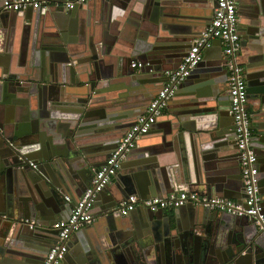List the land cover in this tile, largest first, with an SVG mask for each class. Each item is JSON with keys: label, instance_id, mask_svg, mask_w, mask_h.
Segmentation results:
<instances>
[{"label": "water", "instance_id": "water-1", "mask_svg": "<svg viewBox=\"0 0 264 264\" xmlns=\"http://www.w3.org/2000/svg\"><path fill=\"white\" fill-rule=\"evenodd\" d=\"M50 1L52 3L48 7H29L25 13H22L23 10L8 11L14 15L12 24L9 28H0V264H43L48 251L58 239L59 230L52 225L69 218L73 204L83 196L99 167L106 162L129 128H122L128 125L127 121L118 123L117 127L123 131L118 134V140H112V145L98 147L99 143L92 139L89 141H93V144L89 147L85 145L88 140L85 137L88 134L86 129L91 125H96L95 128L98 126L97 121L90 125L86 118L94 117L96 111H89L81 122L75 117L71 127L69 124L59 125L63 129L47 121V99H58L60 83L76 84L70 90L82 97L87 96L86 100L90 96L93 100L100 96L108 109L124 99L122 94L101 96L109 91L101 90L107 83L106 78L109 76L112 79L114 74L109 75L101 67L96 51L98 45L105 50L109 47L105 42L95 40L96 35L90 32L88 21H83L81 26L76 25L72 12L77 5L73 9H66L64 0ZM114 1L107 0L105 3V14L109 12L112 17L116 15ZM128 1L129 5L123 8L125 12L134 7V0ZM2 2L0 0V5ZM215 3L217 5L216 0ZM20 14L24 16L21 20L30 21L33 18L34 24L32 22V26H28L30 21L24 26V30L29 32L23 38L18 54H14L13 38L18 26L16 16ZM152 26L158 27L156 23H152ZM78 27L80 34L88 38L83 47L70 42L71 31L77 32ZM152 31L157 32L156 29ZM248 39L259 38L244 36L242 46L245 44L243 41L248 42ZM139 41L142 40L135 42L133 51H137L136 57L141 66L136 72L132 66L134 60L129 58L126 64L128 68L124 71L126 77L121 79L127 80L130 86L140 82L153 83L151 80L159 76L166 83L169 77L167 71L179 66L191 46L187 38L179 39L181 50L176 54L179 60L171 65L162 60L166 53L153 51V48L140 45ZM41 52V59L45 63L39 61ZM222 56L219 63L210 69L212 72L204 74L202 78L208 80L218 75L217 71L224 68ZM156 62L160 64L155 65ZM202 64L201 61L197 67ZM197 67L179 85L168 102V110L172 100L186 90L183 87L190 76L198 71ZM258 73L255 79L247 74L248 94L250 97L260 95V102L264 103V70ZM212 79L209 82L215 87L210 95H203L204 91L193 93L191 97H182L185 102L179 110L170 109L169 112L173 111L175 116L161 132L165 135L157 143L160 146L146 149L151 150L153 157L149 152L146 160L139 159L135 163L136 169L132 170L135 177L130 190L128 187L129 191L135 189L140 195L160 197H166L176 190L209 196L222 192L221 195L225 197L242 200L243 195L230 194L233 189L242 191L240 185L227 186L226 182L205 176L202 166L198 164L202 158L204 166L209 168L215 161H220L219 156L221 160L227 157L224 160L239 162L234 119L225 108V100L230 101L231 97ZM162 88L155 93L158 94ZM130 89L134 90V87ZM140 114L138 111L137 116ZM110 116L109 112L105 113V118ZM204 119L212 120L209 126L205 125ZM77 122L80 124L77 125ZM97 129L101 128L93 131ZM252 140L261 164L259 169L262 174L259 175L264 177V133H255ZM139 143L138 139L129 153L136 152ZM163 145L170 147L168 151L175 150L180 155L179 170L175 171L169 162L161 159ZM197 145L199 149L196 151ZM102 157L105 158L104 162H101ZM32 162L37 165L34 166ZM105 189L99 192L97 201L106 194ZM69 194L75 196L71 195V201L66 199ZM119 203L114 201L107 204L100 213L117 222L112 228V246L99 245L97 241L86 243L82 233L89 228L86 227L88 225L83 226L71 233L72 241H68V250L61 264H264V233H260L253 220L246 216L221 213L188 203L173 209L176 210L173 216L161 219L164 209L155 211L142 207L146 211L140 212L142 215L138 226L128 218L141 207L128 215H121L115 209ZM67 210L69 214H66ZM212 212L222 215L214 216ZM25 220H34L36 224L30 226ZM40 232L50 237L49 244L34 241L33 234ZM77 239L81 242H77ZM149 252L152 253L151 257H148Z\"/></svg>", "mask_w": 264, "mask_h": 264}, {"label": "crops", "instance_id": "crops-1", "mask_svg": "<svg viewBox=\"0 0 264 264\" xmlns=\"http://www.w3.org/2000/svg\"><path fill=\"white\" fill-rule=\"evenodd\" d=\"M106 2L107 0H90L85 4L77 5L73 9L72 19L76 21V25L78 26H81L83 21H85V23L88 21V26H91L90 32L96 35L95 40H97L98 43L105 42V45L109 47L107 50H105L100 45H98L97 47L99 49L97 48L96 51L97 55L99 56L98 60L100 61L101 67L107 70L109 75L114 74L112 79H110L109 76L106 78L107 83L101 90L109 91L106 94L103 93L101 96L108 94L117 96L118 94H122L124 99L119 102L118 105H116L117 107L115 106L114 108L112 107V109H108L105 102L99 98L100 96L96 97V100H93L92 96L86 100L87 96L82 97V95L74 93L73 89L70 90V88L77 86L76 84L60 83V86L58 87L59 92L57 93L58 97L56 96L58 99L56 97L55 98L57 100H51L48 98V104L46 105L47 109L49 110V117L47 121H51V124L58 126H65L66 124H69V127H71L72 124H74L75 117H78V122H81L83 119H85L84 117L89 111H96L94 117H89V119L86 118L87 121H85L88 123L90 122V125L97 121L98 127L96 128L101 129L93 131L96 129V125H91L92 128L89 126L86 129V133L88 134H86L85 137L88 139L87 141L93 139L96 143H99L97 145L98 147L103 148L112 145V140L114 141L119 139H117V136L122 129L117 127V124L127 121L129 122L128 125L122 128L123 130L128 128L139 116H137V112L140 111L142 114L143 111H145L146 106H148V103L156 95L155 92H157V90L165 84V82H162L164 78L160 76L146 79L150 80L153 78L151 80L153 83L149 84L140 82L135 86H130L127 84L128 82L125 79L121 81L123 77H126L124 71H126L128 68V66H126L127 60L131 58L134 61H139L136 57L137 51H133V47L136 45L135 42L141 39L142 41L138 42L140 45L153 48V51L156 50L157 52L161 51L166 53V57H163L162 60L165 59V62H168L171 65L177 64L179 59L178 55L176 54H178L179 50H181L179 45L181 43L178 42L179 39L187 38V43H189L190 46L194 42V39L197 38L211 22L217 7L214 0H134L133 9L131 8L128 12H125L126 9L124 10L123 8L129 5V1L115 0L113 2V9L116 10V15L112 17V15L110 16L108 14L109 12L105 14ZM135 8H138V10H135ZM24 11L25 10H23L22 13H25ZM237 13L239 18V32L241 34V40L244 36L247 38L250 36H257L259 38L258 40L248 39V42L244 40L243 42L245 44H243L240 53L237 55V61L245 68L246 77L247 74H251V76L253 75L252 78H256L257 74H259L258 72L264 70V0H237ZM13 16L14 15L10 12L4 11L0 18V28H9L12 24ZM16 17L18 26H16V31L13 38L15 46L13 49L14 54H18V50L23 42V38L26 36V33L29 32V30H24V26L28 25L30 21L31 23L28 26H32V22L34 24L33 18L30 21L24 20V18L21 20L20 18L24 17L21 16V14ZM152 23H156L158 27L152 26ZM76 29L78 30L77 32L74 30L71 31L70 42L74 45L83 47L88 41V38L85 34H80L79 27ZM154 29H156L157 32H151V30ZM145 30L149 32H146ZM145 34H147V36H145ZM172 44L177 45L174 46ZM184 44L186 43L184 42ZM187 46L188 44L186 47ZM222 52V42L216 38L213 39L211 46L206 48L203 52V64L197 67L198 71L192 74L190 76L191 78H189L185 83L183 88L186 90L179 96H176L174 100H172L169 110L166 108L164 113L159 117V119H157V123L155 124L156 127L153 126L148 134L139 139L140 143L138 145L137 151L128 153L125 159L122 161V164L116 175L105 189L106 194H104V196L96 202L92 210L93 213L97 215V218L92 224L86 226L89 228L88 231L82 233L83 240L86 243L90 244L94 241H97L100 243L99 245H107L109 248L112 246V228L117 222L112 220V218L107 219L105 216L100 215L107 204L114 201H118L119 203L123 201L129 194H137L142 197H151V195H140L134 191L135 189L129 191L131 189L129 186L134 181L133 177H135L133 176L134 173H132V170L134 168L136 169L135 163H137L139 159H142V161L146 160L149 157V152L153 157L151 150L158 145L160 146V144L157 143H159L162 139V136L165 135V133L161 132L167 128V123H170V121L175 116L173 111H169L170 109H180L181 105L185 102L182 97L188 98L187 96L191 97L193 96V93L197 94L198 92L202 93L203 91V95H210L212 93V88L215 87L214 84L209 82V79L212 78L205 80L202 77L204 74L212 72L210 69L214 68L215 65L219 63ZM41 54L42 52L39 53L38 56L39 61L45 63V60L41 59ZM155 60L157 61V59ZM158 64L160 63H155V65ZM224 68L219 69L217 71L218 75L215 78L213 77L212 80H215L217 85L225 90L227 94H229L228 71L225 66ZM135 69L137 72L138 68ZM132 87H134V90H129V88ZM260 99V95L252 97L249 96L248 108L252 115L251 121L254 135L260 131L264 133V103L260 102ZM58 100L60 102H58ZM225 102H227L225 108L229 110V99L225 100ZM108 112L110 115H112V117L110 116L109 118H105V113L107 114ZM117 114L119 115L117 116ZM135 116L137 117L135 118ZM45 122L46 121H43L42 123ZM78 122L77 125L80 124ZM211 122L212 120L204 119L205 125L209 126ZM58 128L63 129L61 126ZM87 141L85 145L89 147L92 146L93 141ZM148 147H151L150 151L146 150ZM162 147L164 150L162 152L161 159H165V161L169 162L172 165L171 167H174L173 169L175 171L176 169L179 170V161L181 159L178 152L175 150L168 151L167 149L170 148L168 145H163ZM198 149L199 148L197 145L196 151ZM226 154H229V152ZM102 158L101 162H104L105 158ZM218 158L220 161H215L209 168L204 166L202 158L199 159L198 164L202 166V174L214 178L216 181L221 180L222 183L226 182L228 184L227 186L239 187L240 185V188L242 187V191H235L233 189L230 194H241L243 195L242 197H244L240 162L224 160L227 157H223V160H221L222 157L220 156ZM162 162L163 161H161V163ZM260 174H262V172H260ZM141 176L142 175H139V178L144 179V176ZM260 187L264 196V177L261 175ZM177 191L182 190H176L172 192ZM74 193L76 194V191H74ZM221 194L222 192L214 193L211 196H223ZM71 195L72 194H69V196L72 198L74 195ZM138 211L133 212L134 214L132 217L128 219H130L129 221H132L134 225L139 226L141 218L140 216L142 215L140 212H144L146 210L141 208L138 209ZM175 211L176 210L173 209L164 210L161 219L168 217L169 215L173 216ZM212 213L214 216L222 215L220 213L217 214L218 212ZM66 214H69V210H67ZM32 238L35 242L46 241L48 244L51 240L50 237L45 234V232L33 234ZM70 240L72 241V237ZM78 241L81 242V240L77 239V242ZM151 254L152 253L149 252L148 257H151Z\"/></svg>", "mask_w": 264, "mask_h": 264}, {"label": "built area", "instance_id": "built-area-1", "mask_svg": "<svg viewBox=\"0 0 264 264\" xmlns=\"http://www.w3.org/2000/svg\"><path fill=\"white\" fill-rule=\"evenodd\" d=\"M88 1L64 0L63 5L66 9H73L76 5L85 4ZM216 2L217 7L211 22L194 39L186 55L182 57L179 66L174 70L167 71L168 81L153 97L145 111L129 126L116 148L107 157L106 162L99 167L83 196L73 204L69 218L58 220L52 225L54 229L59 230L58 239L48 251L43 264H61L68 250L71 233L95 221L97 215L92 210L97 202L99 192L109 185L119 170L122 161L136 145L137 140L150 132L153 124L166 110L169 100L174 96L179 85L188 78L192 70L204 59V50L211 46V42L215 38L222 42L223 66L228 71V90L231 97L229 113L234 119L244 189L243 199L239 201L234 198L208 196L185 190L172 192L166 197H142L137 194H129L115 209L121 215H128L139 207L156 211L175 209L191 203L221 213L227 212L241 217L246 216L253 220L260 233H264V196L260 187L258 156L252 145L254 133L251 121L252 115L248 108V85L245 68L237 61V55L242 48L237 0H216ZM51 3L50 0H3L0 5V18L4 11H21L29 7L37 9L48 7ZM132 66L138 68L141 63L133 61ZM31 164L37 165L34 162ZM66 199L71 201L69 195H66ZM3 217H6V215H3ZM25 221L30 226L36 224L34 220Z\"/></svg>", "mask_w": 264, "mask_h": 264}]
</instances>
